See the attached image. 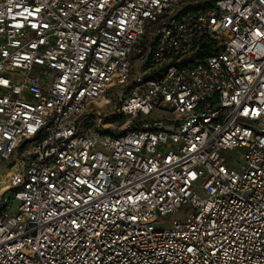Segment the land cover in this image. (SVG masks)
<instances>
[{
  "label": "built area",
  "instance_id": "obj_1",
  "mask_svg": "<svg viewBox=\"0 0 264 264\" xmlns=\"http://www.w3.org/2000/svg\"><path fill=\"white\" fill-rule=\"evenodd\" d=\"M193 1L0 0V264H264V0Z\"/></svg>",
  "mask_w": 264,
  "mask_h": 264
},
{
  "label": "rangeland",
  "instance_id": "obj_2",
  "mask_svg": "<svg viewBox=\"0 0 264 264\" xmlns=\"http://www.w3.org/2000/svg\"><path fill=\"white\" fill-rule=\"evenodd\" d=\"M199 0L197 1H193V2H190V3H187L186 5H199ZM148 36H145L143 37L142 39V45H145L146 42L148 41L149 39V33L147 34ZM151 55H152V50L150 49L146 55L144 54L141 58V57H138V55H133V61H134V67H135V71L133 72V75L135 74H141L142 72V69L143 67L149 62L150 58H151ZM141 58V59H140ZM136 76V75H135ZM115 92V93H114ZM123 90L120 89V88H117L116 91H112V93H110L109 95V103L110 105H103L104 103L100 104V105H103L102 106V110L104 113H110L112 112L111 108H113L114 104H115V97H123ZM166 113L164 112H161V111H154L153 114L149 117V118H146L145 120H156V119H161L163 118V116L165 115ZM87 119H84L83 121H86ZM129 123L128 120L124 119V120H120L118 118H116L115 120H111V121H108L106 120L102 127H100L99 129L96 127L95 129H91L92 131H97V132H103V133H108V134H120V133H123L125 132L126 130V127H127V124ZM239 155V154H238ZM238 159H241V156H238ZM2 175V174H1ZM1 179V177H0ZM173 220L175 219V217L172 218Z\"/></svg>",
  "mask_w": 264,
  "mask_h": 264
},
{
  "label": "bare ground",
  "instance_id": "obj_3",
  "mask_svg": "<svg viewBox=\"0 0 264 264\" xmlns=\"http://www.w3.org/2000/svg\"><path fill=\"white\" fill-rule=\"evenodd\" d=\"M105 102H106V99H105V100H102V101L100 102V104L105 103Z\"/></svg>",
  "mask_w": 264,
  "mask_h": 264
}]
</instances>
